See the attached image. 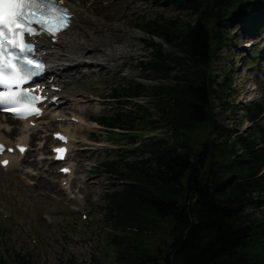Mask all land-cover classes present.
Segmentation results:
<instances>
[{
  "label": "trees",
  "instance_id": "16d2710c",
  "mask_svg": "<svg viewBox=\"0 0 264 264\" xmlns=\"http://www.w3.org/2000/svg\"><path fill=\"white\" fill-rule=\"evenodd\" d=\"M173 2L189 10L190 19L158 15L141 22L175 48L153 47L159 63L151 70L171 82L128 89L129 95L153 90L160 96L157 110L139 106L137 112L100 118L122 130L162 124L173 131L170 142L144 139L141 159L126 160L138 151L122 149L107 164L118 180L127 181L104 197L105 235L117 254L113 264H264V99L245 106L248 131L228 129L217 119L238 107L227 79L218 83L211 69L228 45L226 34L238 19L263 13L264 0ZM0 264L36 263L15 251L14 261L0 253Z\"/></svg>",
  "mask_w": 264,
  "mask_h": 264
},
{
  "label": "rangeland",
  "instance_id": "374dc122",
  "mask_svg": "<svg viewBox=\"0 0 264 264\" xmlns=\"http://www.w3.org/2000/svg\"><path fill=\"white\" fill-rule=\"evenodd\" d=\"M67 1L92 17L103 19L109 31L118 28L116 32L124 31V35H129L128 32L133 30L130 22L140 15L154 17L162 14L171 18L188 15L186 10L170 4L163 5L161 0H137L135 5L129 4V0H117L114 5H111L112 0H100L92 5L86 0ZM143 1L144 5L139 6ZM115 12L119 16L113 20L110 15ZM247 25L249 22L233 27L232 45L223 49L219 58L212 62L214 73L221 76L220 82L222 78L230 77L234 91L232 97L239 104L235 113H222L217 120L228 129L242 131H248L251 125L246 119L245 103L263 99L264 95V40L256 44V41L248 38L251 34L244 31ZM137 39L134 42L142 49L139 53L151 54L152 50L147 44L148 35L143 33L141 42ZM157 42L161 40L157 38ZM260 47L262 55L253 62V55ZM169 50L171 48L166 45V51ZM141 59L140 55L134 54L127 62L125 58L112 60L110 63L115 64L113 69L100 66L94 68L93 74L89 68H82L84 73L77 75L80 80L70 86V91L79 95L51 111L43 123L35 127V132L39 133L37 138L34 139L31 131L21 134L31 146L27 157L16 159L7 171L0 167V230L4 228L3 233L0 231V250L7 258L10 259L7 248L13 244L18 251L31 253L40 264H55L56 261L57 264H65L72 257L77 264H97L95 256L102 261L107 259L96 243L97 239L103 241L102 235L106 229L97 222L103 221V195L119 188L120 184L112 180L108 173L99 171V168L104 162L117 159L120 143L108 136L106 128L90 119L110 115L118 107V101L111 99L108 94L124 84V80L125 84L129 79H135L149 85L164 81L158 79L157 74L140 68ZM64 114L77 116L81 122L63 123L55 119ZM5 125L6 121L1 118L0 128ZM59 128H64L72 135L73 153L69 162L75 166V181L70 191L60 186L62 175L50 159L51 133ZM19 138L15 136L13 139ZM80 148L86 150L81 151ZM35 159L38 167L31 163ZM49 166H55L56 169L54 167L46 171ZM52 170L54 173L50 174ZM40 178H46L54 186L40 182ZM82 213H88V218L84 219Z\"/></svg>",
  "mask_w": 264,
  "mask_h": 264
},
{
  "label": "snow or ice",
  "instance_id": "6c2138e0",
  "mask_svg": "<svg viewBox=\"0 0 264 264\" xmlns=\"http://www.w3.org/2000/svg\"><path fill=\"white\" fill-rule=\"evenodd\" d=\"M70 23V11L64 0H0V86L3 87L0 110L12 111L18 118L40 114V109L35 107L40 97L22 86L43 70L44 65L29 58L34 46L25 42V36L47 33L55 37Z\"/></svg>",
  "mask_w": 264,
  "mask_h": 264
},
{
  "label": "bare ground",
  "instance_id": "6f19581e",
  "mask_svg": "<svg viewBox=\"0 0 264 264\" xmlns=\"http://www.w3.org/2000/svg\"><path fill=\"white\" fill-rule=\"evenodd\" d=\"M67 5L76 13L77 17L73 26L61 35V39L56 43V46L54 48L52 46L49 47L48 58L54 63L57 69H63L59 71L61 74L60 77L58 75L55 76L62 82L64 93L62 92L61 94L64 96L69 95L72 98L75 97L77 93L75 91H66L65 95V90L69 89L72 84H75V82L78 81L77 77L72 74L74 69L79 66H102L113 69L115 64L110 62L112 60L124 58L127 62L131 57L129 48L138 44H135L131 39V36H136L135 34H132L131 31V36L129 35V37L126 38L122 32L116 34L112 33L109 31L107 23L102 19L97 20L86 14L84 10L73 5ZM41 43L45 44L44 41ZM137 48L138 50L141 49L139 46H137ZM118 66H120V64ZM89 69L90 72L93 70L91 67H89ZM44 118L45 117H43L42 120ZM42 120H40L38 125L41 124ZM7 121L8 123L6 124V127L0 128V140L11 143V139L16 135L21 134L24 128L30 131L35 130L30 128L26 123L22 124L13 119H8ZM37 136L38 132H34V137ZM21 141L27 143L24 139ZM19 157L21 156L13 155L11 158L14 162L15 159H19ZM31 163L38 167L37 163ZM51 168H54V166H49L46 171H50ZM51 173H54V171L52 170L50 174ZM39 180L40 182H47V185L49 186H54L51 182H48L46 178H40Z\"/></svg>",
  "mask_w": 264,
  "mask_h": 264
},
{
  "label": "water",
  "instance_id": "95a60500",
  "mask_svg": "<svg viewBox=\"0 0 264 264\" xmlns=\"http://www.w3.org/2000/svg\"><path fill=\"white\" fill-rule=\"evenodd\" d=\"M160 253H162V251H160Z\"/></svg>",
  "mask_w": 264,
  "mask_h": 264
}]
</instances>
